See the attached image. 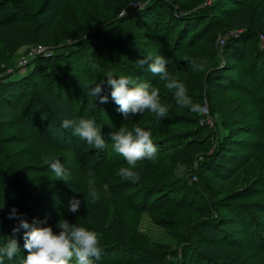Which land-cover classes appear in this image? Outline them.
<instances>
[{"label":"trees","instance_id":"16d2710c","mask_svg":"<svg viewBox=\"0 0 264 264\" xmlns=\"http://www.w3.org/2000/svg\"><path fill=\"white\" fill-rule=\"evenodd\" d=\"M130 1L0 0V244L13 236L17 221L8 214L15 207L29 223L46 221L56 232L61 218L94 230L103 252L93 264H264V0H147L118 16ZM78 34L75 43L57 46ZM36 45L52 46L51 54L9 79L7 67ZM157 54L193 103L207 101L212 125L180 108L175 90L136 63ZM108 73L158 88L166 117L121 114ZM103 80L108 102L90 108L89 85ZM81 117L100 127L105 148L61 128L63 119ZM121 126L150 129L159 149L138 162L135 183L119 175L128 165L110 141ZM50 158L66 177L52 172ZM93 177L95 201L88 194ZM73 196L81 201L76 213L68 211ZM141 214L167 227L168 240L139 231ZM23 231L14 234L20 251L6 264L26 255Z\"/></svg>","mask_w":264,"mask_h":264},{"label":"clouds","instance_id":"9594fccd","mask_svg":"<svg viewBox=\"0 0 264 264\" xmlns=\"http://www.w3.org/2000/svg\"><path fill=\"white\" fill-rule=\"evenodd\" d=\"M150 60V62H148ZM138 66L147 64V70L154 76H158L161 81H166L168 89H174L175 103L180 108H187L194 113H202L204 108L200 104L192 102L187 95L185 85L173 79L168 71V60L162 55H155L147 59L141 58L136 61ZM193 67H200L195 61ZM107 85L110 87L112 101L118 105V111L125 117L136 114H143L145 110L154 113L157 118H165L168 108L160 103L159 89L147 82H137L131 76L121 75L115 78L112 73L106 76ZM104 80L94 85H89L88 95L93 98L90 108L99 103H107L108 95H102L104 91L102 85ZM61 128L67 130L71 128L72 134L84 141L92 149H103L106 147L104 135L98 128L95 121L90 118L81 117L79 120L63 119ZM113 150L121 155L128 167L121 166L119 175L125 180L138 182L141 177L136 168L138 162L152 160L156 157L159 149L152 140V131L142 127H135L128 130L121 126L116 131L109 133ZM50 168L57 177H66L67 170L55 158H50ZM180 172L184 171V166L179 165ZM178 174H180L178 172ZM88 194L93 201L100 198L97 190L95 178L88 180ZM107 192V186H104ZM4 185L0 183V210L4 207ZM81 201L75 196L70 198L68 211L76 213L79 211ZM9 219H15L17 226L12 229L13 236H8L3 244H0V264H5V259L11 261L17 256L20 249L14 234L23 229V248L26 255L20 264H93L94 258L99 259L103 249L99 246L97 233L87 227L70 223L67 219L61 218L56 223L58 232L54 231L46 221L33 218L32 223L18 213L13 207L9 214ZM43 225V226H42ZM3 237V236H0Z\"/></svg>","mask_w":264,"mask_h":264},{"label":"rangeland","instance_id":"374dc122","mask_svg":"<svg viewBox=\"0 0 264 264\" xmlns=\"http://www.w3.org/2000/svg\"><path fill=\"white\" fill-rule=\"evenodd\" d=\"M66 11H64L61 15V17L59 18V23L60 24H65L67 23V20H68V17L70 15V1H68V3H66ZM68 12V13H67ZM68 14V17H67V14ZM118 16H119V13H118ZM67 18V19H66ZM238 30H242V29H238ZM85 35V34H84ZM80 36H83V34H78V35H75V36H70L66 39H64L63 41H60L58 43L57 46L59 45H71L73 43H75V41L77 40V38H79ZM32 47V46H30ZM52 47V46H51ZM49 46H47V48H49L50 50L53 48H51ZM55 47V46H54ZM28 51H29V48L25 51V55L28 54ZM40 55V54H38ZM37 55L33 56V57H29L28 60L30 61L31 59H33L34 57H36ZM17 63H18V60L15 62V68L17 69V71H15V68L11 69L10 67H7L6 69V73H11V75L8 77L9 79H12V80H17L19 79L23 73L26 71V68H27V64L26 66H24L23 68H20L17 66ZM6 78V79H8ZM206 102L207 104V101L205 99H203L202 102ZM213 117V116H212ZM215 117V115H214ZM214 117L212 118L214 120ZM189 177V181L193 182L196 180V177L195 175H190V176H187ZM58 211V210H57ZM137 227H138V230L141 231V232H145V233H148L149 235L152 236V238L157 241H161L162 239H164L165 237H167L169 235V232L167 231V227H162V226H159L154 220L153 218L149 215V214H141L140 217H139V221L137 223ZM169 229V228H168ZM172 231H175L177 230V232L179 233L181 231V229L177 228L175 230H173V228L171 229ZM164 240H168V239H164ZM6 264V263H5Z\"/></svg>","mask_w":264,"mask_h":264},{"label":"built area","instance_id":"2783aa9c","mask_svg":"<svg viewBox=\"0 0 264 264\" xmlns=\"http://www.w3.org/2000/svg\"><path fill=\"white\" fill-rule=\"evenodd\" d=\"M147 2V0H132L130 2H128L119 12V16L125 15L126 13L135 10V9H139L141 8L145 3ZM235 32L238 31H232L231 34H235ZM260 38L262 39L263 37L260 36ZM223 38L219 37V42L220 44L222 43ZM42 55V56H49L51 54V50L49 48H47V46H41V45H36V46H32L29 47V51L28 54H22V56L18 59V63L17 66L20 68H23L24 66H26L27 62L29 61L28 58L29 57H33L35 55ZM204 108V111L200 116L199 119V123L200 124H209L212 125L213 124V119L212 116L210 115V111L209 108L206 104V102L204 101L201 105Z\"/></svg>","mask_w":264,"mask_h":264}]
</instances>
